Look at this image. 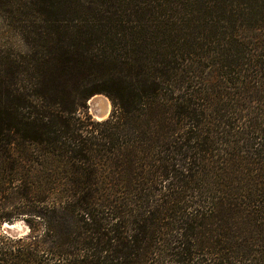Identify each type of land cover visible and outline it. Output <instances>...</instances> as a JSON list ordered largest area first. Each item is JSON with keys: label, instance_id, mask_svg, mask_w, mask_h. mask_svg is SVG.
<instances>
[{"label": "trees", "instance_id": "1", "mask_svg": "<svg viewBox=\"0 0 264 264\" xmlns=\"http://www.w3.org/2000/svg\"><path fill=\"white\" fill-rule=\"evenodd\" d=\"M0 11V264H264V0Z\"/></svg>", "mask_w": 264, "mask_h": 264}, {"label": "rangeland", "instance_id": "2", "mask_svg": "<svg viewBox=\"0 0 264 264\" xmlns=\"http://www.w3.org/2000/svg\"><path fill=\"white\" fill-rule=\"evenodd\" d=\"M26 50H27V46L24 43L20 33L15 28V26L9 21V19L5 15H3V13L0 11V57L5 55H13L16 52L23 53ZM98 94H102L105 97H107L103 93H98ZM107 99L109 100V109H108L109 111L108 116H109L112 111V103L108 97ZM90 101L91 99H89V102ZM86 105H87L88 114H90V116L93 119L97 120L92 114L90 105L87 104V102ZM7 222L11 223V225L14 226L13 233L15 234H11V236L14 237L23 236L29 231L28 223H26L22 218L17 217L14 218L12 221H4L3 223H7ZM0 231L6 234V232L2 231L1 229Z\"/></svg>", "mask_w": 264, "mask_h": 264}, {"label": "bare ground", "instance_id": "3", "mask_svg": "<svg viewBox=\"0 0 264 264\" xmlns=\"http://www.w3.org/2000/svg\"><path fill=\"white\" fill-rule=\"evenodd\" d=\"M92 102L95 104V109L97 112L101 114V116H105L108 113L109 109V100L102 94H96L92 98H90ZM99 116V115H98ZM99 118V117H97Z\"/></svg>", "mask_w": 264, "mask_h": 264}, {"label": "water", "instance_id": "4", "mask_svg": "<svg viewBox=\"0 0 264 264\" xmlns=\"http://www.w3.org/2000/svg\"><path fill=\"white\" fill-rule=\"evenodd\" d=\"M95 95H96V94H95ZM93 96H94V95H93ZM93 96H91L90 98H92ZM90 98H89V99H90ZM89 99L87 100V104L90 105V109H91L92 114L94 115V117H95L97 120H103V119H106V118L108 117V113H109V111H108V113H107L105 116H101V114H100L99 112L96 111L94 102H92V100L89 102ZM98 115H99V116H98ZM97 117H99V118H97ZM1 230L4 231V232H6V233L9 234V235H11V234H15V233H13V231H14V226L11 225V223H8V222H7V223H3V224L1 225Z\"/></svg>", "mask_w": 264, "mask_h": 264}]
</instances>
